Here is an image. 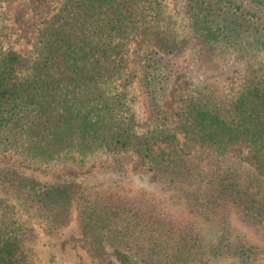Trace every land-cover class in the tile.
<instances>
[{
    "label": "trees",
    "instance_id": "trees-1",
    "mask_svg": "<svg viewBox=\"0 0 264 264\" xmlns=\"http://www.w3.org/2000/svg\"><path fill=\"white\" fill-rule=\"evenodd\" d=\"M164 2L59 0L27 55L5 46L0 11V153L51 163L103 152L111 154L106 169L118 172L138 157L161 190L181 191L188 214L224 231L235 217L264 241V0H184L186 35ZM187 51L204 71H217L221 60L251 70L233 96L196 84L173 124L138 131L119 88L125 69L138 64L156 112L172 76L169 55ZM236 147L248 150L251 165L226 156ZM17 204L34 210L49 235L75 214L77 245L96 264H215L220 254L194 220L166 216L138 195L87 191L72 179L43 182L1 164L0 264H32Z\"/></svg>",
    "mask_w": 264,
    "mask_h": 264
},
{
    "label": "rangeland",
    "instance_id": "rangeland-1",
    "mask_svg": "<svg viewBox=\"0 0 264 264\" xmlns=\"http://www.w3.org/2000/svg\"><path fill=\"white\" fill-rule=\"evenodd\" d=\"M58 2L0 0V11L5 14L3 23L6 27L1 33L5 46L27 55L33 46L34 33ZM164 4L167 18L175 30L180 35H186L188 30L184 0H165ZM136 47L137 43H134L132 48ZM169 57L173 67L172 76L162 91L160 109L156 112L151 111L146 104L137 63L130 62L119 81V88L127 94L128 104L135 114L137 130L140 132L157 125L173 124L176 119L175 110L196 84L207 86L216 96L230 97L237 92L251 70V66L246 64L221 60V67L217 71H204L197 66L190 51L178 56L170 54ZM226 156L231 159L240 158L246 165L252 164L245 147L231 148ZM110 158L111 154L98 152L86 157L69 156L51 163H39L12 151L0 153V165L16 166L43 182L72 179L87 191L120 196L138 195L151 208L166 216L194 220L197 231L220 252L215 264H250L264 260V241L255 229L243 225L234 217L227 231H224L202 215H190L181 191L161 190L154 177L143 171L146 165L138 157H128L129 163L123 172L106 169L105 165ZM16 212L24 224V242L31 252L32 264H96L90 254L77 245L76 240L81 232L75 214L68 226L61 228L55 235H49L45 221L34 210L17 204Z\"/></svg>",
    "mask_w": 264,
    "mask_h": 264
}]
</instances>
